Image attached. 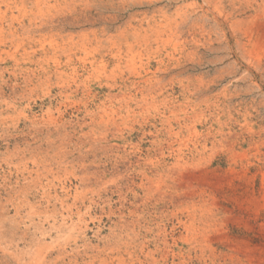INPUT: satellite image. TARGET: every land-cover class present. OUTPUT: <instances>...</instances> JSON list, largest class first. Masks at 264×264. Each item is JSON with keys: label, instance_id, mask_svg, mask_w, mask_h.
I'll return each instance as SVG.
<instances>
[{"label": "rangeland", "instance_id": "obj_1", "mask_svg": "<svg viewBox=\"0 0 264 264\" xmlns=\"http://www.w3.org/2000/svg\"><path fill=\"white\" fill-rule=\"evenodd\" d=\"M0 264H264V0H0Z\"/></svg>", "mask_w": 264, "mask_h": 264}, {"label": "bare ground", "instance_id": "obj_2", "mask_svg": "<svg viewBox=\"0 0 264 264\" xmlns=\"http://www.w3.org/2000/svg\"><path fill=\"white\" fill-rule=\"evenodd\" d=\"M169 33H170V32H169ZM175 34H176V33H175ZM121 45H122V44H121ZM142 45H143V44H142ZM129 49H130V48H128V50H129ZM126 50H127V49H126ZM126 50H125V51H126ZM113 51H114V50H113ZM139 53H140V52H139ZM120 62H121V61H120ZM120 66H121V65H120ZM141 68H142V66H141ZM144 69H145V68H144ZM146 70H147V69H146ZM152 74H153V73H152ZM143 75H144V74H143ZM148 75H149V74H147V76H148ZM153 78H154V76H153ZM151 80H152V79H151ZM143 81H144V80H143ZM143 81H142V82H143ZM139 82H140V81H139ZM159 82L161 83L160 80H159ZM189 83H190V82H189ZM138 84H139V83H137V85H138ZM199 84H200V83H199ZM187 85H188V83H187ZM201 86H202V84H201ZM135 87H136V86H135ZM138 87H139V85H138ZM151 87H153V86H151ZM161 87H162V86H161ZM161 87H160V88H161ZM184 87H185V86H184ZM189 87H190V86H189ZM133 88H134V87H133ZM136 88H137V87H136ZM139 88H140V87H139ZM146 88H147V87H146ZM185 88H186V87H185ZM185 88H184V89H185ZM197 88H198V87H197ZM193 89H194V88H193ZM131 90H132V89H131ZM136 90H137V89H136ZM155 90H156V89H155ZM158 90H159V88H158ZM172 90H173V89H172ZM134 91H135V90H134ZM137 91H138V90H137ZM163 91H164V90H163ZM139 92H142V91H139ZM196 92H197V91H196ZM121 93H122V92H121ZM156 93H158V92H156ZM151 94H152V92H151ZM153 94H155V93H153ZM162 94H163V92H162ZM123 95H124V94H123ZM126 95H127V94H126ZM145 95H146V94H145ZM147 95H148V94H147ZM135 96H137V95H135ZM138 96H139V95H138ZM162 96H163V95H162ZM149 97H150V96H149ZM152 97H153V96H152ZM171 97H172V96H171ZM173 97H174V96H173ZM132 98H133V97H132ZM144 99H145V98H144ZM153 99H154V98H153ZM161 99H162V98H161ZM124 101H125V100H124ZM127 101H128V100H127ZM127 101H126V102H127ZM139 101H140V100H139ZM142 101H143V100H142ZM128 102H129V101H128ZM140 102H141V101H140ZM103 104H104V103H103ZM155 104H156V103H155ZM205 104H206V103H205ZM117 105H119V104H117ZM136 105H138V104H136ZM166 106H167V105H166ZM177 106H178V105H177ZM106 107H108V106H106ZM116 107H117V106H116ZM137 107H138V106H137ZM137 107H136V108H137ZM118 108H119V107H118ZM124 108H125V107H124ZM128 108H129V107H128ZM158 108H159V107H158ZM161 109H162V108H161ZM163 109H164V108H163ZM103 110H104V109H103ZM133 110H134V109H133ZM192 110H193V109H192ZM120 111H121V110H120ZM127 111H128V109H127ZM160 112H163V111H160ZM118 114H120V113H118ZM118 114H117V115H118ZM170 121H171V120H170ZM176 122H177V121H176ZM168 127H169V126H168ZM193 128H194L193 126H190V127H189L190 130H193ZM171 137H172V136H171ZM172 145H173V144L170 143V144H169V147H174V146H172ZM164 148H165V147H164ZM170 150H172V148H171ZM175 151H176V150H175ZM191 153H192V152H191ZM186 162H187V161H186ZM130 163H131V162H130ZM116 170H117V168H116ZM192 171H193V170H192ZM115 172H116V171H115ZM172 174H173V173H172ZM184 176H185V175H184ZM183 187H184V186H183Z\"/></svg>", "mask_w": 264, "mask_h": 264}]
</instances>
